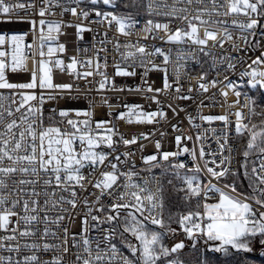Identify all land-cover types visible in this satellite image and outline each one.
Instances as JSON below:
<instances>
[{"label":"snow or ice","instance_id":"1","mask_svg":"<svg viewBox=\"0 0 264 264\" xmlns=\"http://www.w3.org/2000/svg\"><path fill=\"white\" fill-rule=\"evenodd\" d=\"M70 2L76 4V7H63L61 0H0V15L7 20L28 22L36 37L33 44L29 45L24 43L26 34H0V90H8L0 91V264H64L63 254L69 253V241L71 248L75 250L73 264H181L178 259L165 262V258L184 248L183 242L171 248L164 244L166 235L176 231L169 227L171 223L179 224L189 239L195 241L201 237L205 242H213L211 251L216 253L227 254L231 250L236 253H251L256 245L264 249V121L260 124L252 123L254 116H264V112H256L255 101L251 98L246 97L247 102L241 106L248 108L246 116L241 110L234 113L237 137L247 136V144L242 152L244 159L239 168L232 167L236 149L228 143L227 133L222 130L218 134L212 128L204 129L203 134L197 132L191 148L183 144L181 135H177V150L161 153V143L157 140L155 146L161 159L155 154L143 157L144 164L147 165L145 171L149 173L147 177L141 176L135 170L134 163L128 171H123L119 165L125 161H121L120 155L116 154V162L109 161L106 165L111 171H103L101 178L95 183L88 180V176L94 175L100 166L105 165L108 157L115 152L117 144L129 146L135 144L138 138H124L111 125V121H94L91 104L86 110L52 107L45 114V104H58L60 99L65 98V94L69 99H80L78 86V95L72 96L73 84L54 83V69L67 72L76 80L100 76L101 79L96 81L97 91L105 89L109 83L106 72L107 57L103 58V64L99 58V52H106V45L111 43L107 39V33L97 41L101 47L91 57L86 55L81 59L74 56L65 64L55 56L57 52L63 53L66 49L64 44L52 46L58 40V35L62 34L61 22L45 18L51 14L53 3L57 7H63V11L71 12L73 16L85 20L89 18V12L80 8L83 0ZM98 2L100 0H91L93 5ZM144 2L145 0H132L133 6ZM102 3L115 5L116 0H102ZM225 4L227 11H221ZM146 11L150 16L166 18L167 22L149 19L143 30L149 34L154 30L163 31L167 37L165 43L187 44L189 54L198 50L209 55L206 51L209 41L213 42V47L219 45L223 49L225 42L232 41V31L236 29L240 32L239 38L247 45L245 49H241L237 43H231L232 50L236 52L243 51L247 54L252 48L259 47L258 40L253 43L249 39H255L258 30L259 35L264 37V23H261L264 20V0H223V3L221 0H172L171 4L168 0H146ZM29 14L38 16L39 19L31 18ZM95 15L99 18L96 23L101 26L107 23L109 28L115 23L118 32L125 36L131 35L129 30L137 24L131 15L122 16L101 11H96ZM229 16L233 17L230 23L226 19ZM241 16L244 19H239ZM177 20L186 24V28L177 26L174 31L171 30L170 24ZM64 26H75L78 38H82L83 32L92 31L90 27L81 24ZM201 27L204 28L203 37L200 35ZM218 36L221 38L218 39ZM152 38L157 37L153 35ZM144 39H148V36ZM192 45L196 49H192ZM114 48L120 52L121 61L127 64V67H121L119 62L115 65L117 76H134L137 74V66L145 67L144 76L151 69L165 72L163 88L153 89L148 86L146 89H129L152 93L146 98L156 103L158 110L146 112L141 105L125 104L128 111L121 112L118 119H126L128 123H159L156 118H164L166 114L161 109L163 102L157 97L160 93L172 90L173 83L176 85L174 91L178 98H191L179 95V69L183 67L182 64L177 63L175 80L170 83L167 68L160 69L159 65L148 59L160 56L163 57V64L167 65L170 63L171 49L168 53L160 47L148 51V45L139 44V41L125 44L116 41ZM121 49L124 51H120ZM89 51L88 48L78 49V52L85 54ZM184 52L183 48L178 49L177 61L187 59ZM28 59L33 60L30 80L10 82L8 73L27 71ZM219 62H226L228 69L233 70L238 63H245L243 57L233 58L231 55L222 56ZM148 65H151V69ZM253 65H264V51L252 59L240 73L241 80L248 78L247 84L250 88L264 89V70ZM101 66L105 71H101ZM204 78L203 75L200 77L199 87L207 92V86L202 82ZM225 81V87L232 90L237 97L234 104H239L242 93L237 90L238 85L227 76ZM218 83L221 82L211 81L213 87ZM111 90L124 89L113 86ZM88 91L92 89L89 88ZM221 94L227 97V92ZM168 107L171 108L172 105L169 104ZM192 119L189 117L190 122ZM200 120L209 124L222 121L225 129L231 123L228 114L202 115ZM172 127L174 131H178L176 125ZM209 131L217 148L212 149L208 145L206 151ZM163 135L165 134L161 132V136ZM141 138L147 139L148 136L141 134ZM183 140L191 141L193 137H183ZM104 148L112 151L106 152ZM184 154L192 158L195 167L182 174L181 170H185L186 165L178 158ZM123 155L131 157L134 153L125 152ZM206 156L211 159H205ZM199 161H203V168ZM209 164L214 167H209ZM155 168L161 170L159 176L153 173ZM84 169L89 170L88 176ZM239 169H243V179L247 181L246 192L237 190ZM202 171H206L218 183L213 184L209 180L206 185H202L199 178ZM189 172L192 174L189 175ZM169 175L182 183L183 186H177L172 179L167 180L175 192L183 193L182 200L188 210L186 214L169 212L166 222L164 179ZM226 177H231V180L223 182ZM121 178L123 183L118 182ZM86 181L99 190L100 195L92 202L87 197L83 198L81 203L87 209L82 221L84 227L81 233L70 234L63 222L65 219H74L73 212L77 209L79 199L77 190L87 191ZM105 197L110 198V202L103 203ZM213 197L216 198L215 202H208ZM94 211L103 212L105 215H94ZM89 218L96 223L90 225ZM105 223L112 226L102 230V237L88 236L90 227L99 228ZM126 234L134 238L136 243ZM117 236L130 255H125L112 242ZM47 253H52L51 259H44Z\"/></svg>","mask_w":264,"mask_h":264},{"label":"built area","instance_id":"2","mask_svg":"<svg viewBox=\"0 0 264 264\" xmlns=\"http://www.w3.org/2000/svg\"><path fill=\"white\" fill-rule=\"evenodd\" d=\"M223 3V0H221ZM168 3L171 4L172 0H168ZM61 4L63 7H76V4L71 3L70 0H61ZM63 7H57L55 3H53L51 8V14H48L45 18L50 21H58L61 22V33L58 35V40L53 42L52 46L57 47L58 44L65 45V51L63 53L57 52L55 54L56 58L62 59L65 64L70 62V58L74 56H78L81 59H84L87 55L88 57L93 56V52L100 49L101 45L97 43L101 38H103L104 33H107V39L111 41L106 45V52H99V58L101 60V64H103V58L107 57V76L109 77V83L106 85V88L100 91H97L98 85L96 81L101 79L100 76L88 77L87 80H76L73 76L67 74V72L61 71L60 69L53 70V80L54 83L63 84V83H71L73 84V90L71 92L72 96H77L76 92L77 86L80 88V99H69L67 94H65L64 99H60L59 103L49 102L45 104L44 110L45 114H47L48 110L52 107H57L59 109L64 108H72L79 110L88 109L89 105H92V110L94 112L93 120L94 121H111V125H114L116 129H118L119 133L123 134L124 138L132 139L133 137H137V142L135 144L125 146L122 143L117 144L115 146V152L108 157V160L105 161V165H102L98 168L94 175L88 176V169H84V173L88 176V180H91L92 183H95L97 179L101 178V173L103 171H111L110 167H106L109 161L116 162L114 160V155L119 154L121 161H125V163L120 164L119 167L123 171H128L129 168L132 167L133 163L135 164V170L139 171L141 176H149V173L145 171L147 165L144 164L143 157H147L149 155H157L158 159H161L160 155L157 153L156 149V141L159 140L161 143L160 152L164 151H176L177 146L175 143V137L177 135L182 136V142L184 145L191 148L193 143L195 142V137L197 132L203 134L204 129H212L215 128L217 133L219 134L222 130L227 133L228 143L232 145L236 149V153H234V160L232 167L239 168V164L243 162L242 152L244 150V145L247 142V136L237 137L235 133V121L236 117L234 113L238 110H241L245 116L248 113V108H241L247 102L246 97L252 99L253 89H251L247 84V77L243 80L240 79V73L247 68V64L251 63V60L261 54V51H264V37L258 34L252 40L253 43L256 40L259 41V47L252 48L250 51L245 54V52H236L231 48V43L235 42L239 45L241 49H245L247 45L245 42L240 39V32L238 29L232 31V41L225 42L223 49L219 47V45L213 47V42L209 41L206 51L210 53L209 55H205L204 52H200L198 50L193 51L189 54L188 49L189 45H177V44H169L165 43L167 37L163 31L149 34L146 33L143 29L147 20L152 19L153 21H159L161 23L167 22L166 18L162 16L156 15H148L146 11V0L144 2V8L141 10L126 12L118 8L115 4L112 7L108 5H104L102 0L97 4L93 5L91 0H83L80 8L89 12V18L87 20L82 17L73 16L71 12L63 11ZM196 7V5H193ZM209 7H211L209 5ZM80 8L77 11H80ZM113 12L117 15H131L134 20L137 21V24L134 28L130 29L131 35L125 36L118 32V26L113 23L109 28L108 24L105 23L103 26L96 23L99 18L96 17L95 12ZM221 11H227V5L225 4L224 8ZM31 16V14H29ZM31 18L39 19L38 16H31ZM233 17L229 16L226 19L231 22ZM239 19H244L243 16L239 17ZM264 23V20L261 21ZM81 24L86 27H90L92 31H85L81 34L82 38H78L77 29L75 26H64V25H77ZM177 26L185 27L186 24H182L180 21H173L170 24V29L175 30ZM0 34L12 35V34H26L25 35V44H33L36 40L34 33L31 30V25L26 21H21L17 19L7 20L5 17L0 15ZM57 35L56 33H53ZM155 35L157 38L153 39L152 36ZM200 35L203 37L204 28H200ZM145 36H148V39H144ZM163 37L164 39H160ZM221 37L218 36V39ZM116 41H119L121 44L128 43L131 41L132 43H136L139 41V44L148 45V51H152L154 47H160L164 50L165 53L169 52L170 54V63L165 65L163 64V57L154 56L148 57V59L153 60L157 65L160 66V69L167 68V74L169 82L172 83L175 80V71L177 63L183 65L179 69L180 72V86L181 92L179 95L191 97L190 99H180L178 98V94L175 93L174 89L176 85L173 83V89L168 91L167 93H160L158 95V99L163 103L161 105L162 111L166 114L164 118H160L159 116L156 118L159 123L153 122L149 123H128L126 119H118L117 117L121 112L127 113L128 109L125 107V104L132 105L138 104L143 107V110L146 112L157 111L158 105L154 103L152 100L147 99V96H151L152 93H144L138 91H129V89L142 88L146 89L148 86H151L153 89L163 88V81L165 77V72L162 70L151 69V65L147 67L151 70L147 71V75L144 76L145 67L137 66L136 67V75L134 76H117L115 75L117 63L121 64V67H127V64L121 61L120 52L116 51L114 48V44ZM95 44V49H93V45ZM88 48L90 51L85 54L83 52H78V49ZM183 48L185 50L184 54L187 57L184 61H177L178 49ZM192 49H196L195 45L191 46ZM47 48H45V51ZM120 51H124L121 49ZM231 55L233 58L243 57L245 63H238L236 68L228 69L227 63H220L219 60L222 56ZM215 61V64H214ZM236 60H233L235 63ZM128 63H131L129 61ZM255 68H259V70H264V65H253ZM27 71H21L18 73H8V78L10 82H27L30 80V73L33 69V60H27ZM101 71H105L103 66H101ZM131 71V69H129ZM204 76V80L202 81L207 86V92H204L200 87L199 83L200 77ZM225 76H227L230 80L236 82L238 85L237 90H239L242 95L239 98V104H234L237 100L236 95L232 90H229L225 87L227 81H225ZM218 80L221 83H218L215 87L212 86L211 81ZM92 83H89V82ZM113 86L116 89H124L123 91H115L111 90ZM91 88L92 91H88ZM191 88V91L189 89ZM7 92L8 90H0ZM227 92V97L225 98L221 93ZM86 93V95H84ZM107 100V103H105ZM171 104L172 107H168ZM109 105H112L110 108ZM230 105H232L230 107ZM175 109V111H173ZM229 115V120L231 123L228 128L225 129V125L222 121H213L210 124L208 122L200 120V116L207 115ZM189 117H192V122H190ZM136 117H133V121H135ZM247 122V121H245ZM110 125V126H111ZM173 125L177 126L178 131L173 130ZM193 125H200L199 128H195ZM161 132L165 135L161 136ZM141 134H146L148 136L147 139L141 138ZM192 136L193 140H183V137ZM119 137H114V139H118ZM223 142V141H221ZM143 145V147H141ZM208 145L211 146L212 149L217 148V144L215 142L212 133L208 132V139L205 144V150H208ZM106 152H111V149L104 148ZM132 152L134 153L131 157H125L123 153ZM227 154V153H225ZM180 161L184 162L186 165L185 170H181L183 174L187 169H192L195 167V164L192 158L188 154H184L178 158ZM205 159H211V157L206 156ZM200 167L203 168V161H199ZM209 167H214L209 164ZM157 176L160 174V169L155 168L152 170ZM242 171L243 169H239ZM189 175L192 173L189 172ZM199 178L201 180L202 185H206L209 180L213 184H217L218 182L215 179H212L211 176L206 172L202 171L199 173ZM119 183H123V178L118 181ZM223 182H226L225 180ZM221 182V184L223 183ZM87 184V181L85 182ZM165 183V179H164ZM247 184V181H246ZM179 185L183 186L179 181ZM246 189L247 185H246ZM238 190V189H237ZM78 191V205L77 209L73 212L74 219L68 220L65 219L63 222L64 226H67L70 234H79L82 232L84 227L82 221L84 219V213L87 209L83 206L81 201L84 197H87L90 202L95 201L96 196L100 195L99 190L94 189L91 184H87V191ZM240 191V190H238ZM90 193H95L94 195H90ZM212 195L211 193L209 194ZM215 197L210 199L208 202H215ZM103 203L110 202V198L105 197L102 200ZM99 207V205H96ZM186 214V212H184ZM94 215H99L103 217L105 213L103 212H93ZM114 215V213H112ZM89 223L95 224L96 222L91 221L89 218ZM115 223V222H113ZM112 225L107 223L101 224L99 228H89L88 236L89 237H102V230L108 229ZM117 238L113 239V243H116ZM186 241H190L186 236ZM194 241V240H192ZM196 241H200V244L206 248L211 249L213 246V242H205V240L201 237H198ZM124 251L125 255H130L126 249L117 245ZM75 250L71 248V241H69V253L64 255V264H73L75 261V256L73 252ZM7 255V253H4ZM52 253H47L44 255V259H51Z\"/></svg>","mask_w":264,"mask_h":264},{"label":"trees","instance_id":"3","mask_svg":"<svg viewBox=\"0 0 264 264\" xmlns=\"http://www.w3.org/2000/svg\"><path fill=\"white\" fill-rule=\"evenodd\" d=\"M116 5L121 10L126 12H133L141 10L144 8V3L133 6L132 0H118ZM252 100L255 101V110L257 113L264 112V89H255L253 91ZM264 120V116H254L252 122H258ZM242 171H239L237 177V189L243 192L248 191L246 189V181L243 179ZM168 179L173 180V184L180 186L179 181L176 180L171 175L165 177V220L167 222V215L169 212L173 214L187 212V205L182 200L183 193H177L173 190L172 185L167 183ZM226 182L231 180V177H226L224 179ZM155 227V226H154ZM169 227L175 229V233H168L164 239V244L171 248V245L174 242L177 232L180 231L181 227L177 223H171ZM195 245V246H193ZM259 245L255 246V250L251 253H236L234 250H231L229 253H216L211 251V249L204 248L200 241H186V247L182 252L173 253L169 257L165 258V262L169 259H178L181 264H264V255H261L262 250L258 249ZM195 249L197 252H193L190 255L184 254L186 250ZM192 258H196V261L192 262Z\"/></svg>","mask_w":264,"mask_h":264},{"label":"rangeland","instance_id":"4","mask_svg":"<svg viewBox=\"0 0 264 264\" xmlns=\"http://www.w3.org/2000/svg\"><path fill=\"white\" fill-rule=\"evenodd\" d=\"M118 0H116V2H117ZM108 6H110V7H112L113 5H108ZM252 89V88H251ZM253 90H255V89H253ZM262 121H264V120H262ZM252 123H256V124H260L261 123V121H258V122H252ZM246 144H247V142L245 143V145H244V148L246 147ZM126 235H129V234H126ZM118 238H117V241H116V244L117 245H119V246H121V247H123L121 244H120V239H119V236H117ZM129 239H131L132 240V242L133 243H136V241L134 240V238H132L130 235H129ZM186 234L183 232V230L182 229H180V231H178L177 232V235L175 236V239H174V242H173V244L171 245V247H173L175 244H177V243H181V242H183L184 243V248L183 249H181V250H179L178 252H182L184 249H185V247H186ZM258 249H262V248H260V246L259 247H257ZM193 252H197V250H195V249H191V250H186L185 252H184V254H191V253H193ZM262 252H264V250H262ZM169 260H173V259H169ZM193 261H196V258H192V262Z\"/></svg>","mask_w":264,"mask_h":264}]
</instances>
